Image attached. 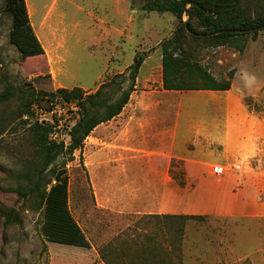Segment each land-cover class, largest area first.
I'll return each mask as SVG.
<instances>
[{
	"label": "rangeland",
	"instance_id": "rangeland-1",
	"mask_svg": "<svg viewBox=\"0 0 264 264\" xmlns=\"http://www.w3.org/2000/svg\"><path fill=\"white\" fill-rule=\"evenodd\" d=\"M53 1L49 24L57 29V38L62 29L67 34L63 48L54 53L53 64H50L45 52L40 58L24 60L9 43L11 19L4 11V0H0V94L8 87L48 93L58 89L71 90L78 88L77 85L87 88L103 71V54L91 46L94 37L89 31L100 27V22L110 23L109 7L114 5V0H33L40 18L48 12ZM132 1V22L128 27L133 29L134 44L124 47L126 56L122 66L133 65L135 58L145 57L147 47L137 45L139 40H144L143 36L146 38L145 23L149 30L162 23L156 18L159 14L142 12L141 5L146 0ZM129 6L128 0V14ZM102 7L108 9L107 13L98 11ZM162 15L165 24H161L160 34H165L162 37L165 41L171 38L177 22L169 13ZM245 39L242 53L226 46L200 49L194 55L217 81L230 80L231 83L232 80L235 87L247 85L257 92L256 100L246 97L245 102L250 109L264 116V30L258 32L254 41L250 35ZM112 70V67L107 69L105 79L128 76L127 70L116 75ZM140 71L142 74L144 68ZM231 73L232 79L229 78ZM36 77L39 79L34 80ZM17 111L15 100L0 104V210H13L19 219L17 224L4 226V218L0 217V264H69L60 259L61 252L65 251L71 261L73 252L82 256L84 249H89L97 262L98 254L106 248L112 256L114 253L120 256L113 257V264H118L120 258L123 261L128 254L136 256L137 251L148 248V256L155 262L159 259L160 264H264L259 258L264 256V224L259 227L240 221L176 219L174 228L167 219L118 216L97 209L78 151L74 152L73 161L59 167L56 178L46 188L47 199L57 194L63 198V211L68 215L72 229L77 230V236L74 238L72 233L68 239L52 240L46 230L49 226L46 206L41 210L30 209L15 191L16 177L34 156L28 133L32 120L24 124L26 118H18ZM35 118L50 121L47 115L39 117L35 114ZM69 118L61 115L60 126L56 129L55 138L65 144L69 142L67 127L73 122ZM64 158L58 159L56 166ZM122 253L126 257H121Z\"/></svg>",
	"mask_w": 264,
	"mask_h": 264
},
{
	"label": "crops",
	"instance_id": "crops-1",
	"mask_svg": "<svg viewBox=\"0 0 264 264\" xmlns=\"http://www.w3.org/2000/svg\"><path fill=\"white\" fill-rule=\"evenodd\" d=\"M129 1V14L128 0H114L110 23L100 22V27L89 31L94 37L91 46L103 54L104 68L90 87L77 85L86 93L99 88L107 69L112 67L116 75L131 66L121 64L124 47L134 44L133 29L128 27L133 15ZM24 2L35 36L47 59L53 60L67 34L62 29L57 38V29L49 24L54 1L41 18L33 0ZM102 10L108 11L98 9ZM157 14L162 23L151 32L145 23L146 38L137 42L147 47V53L127 104L110 121L96 126L78 151L95 207L118 216L167 219L174 228L178 217L260 227L264 224V116L245 102L259 94L247 85L235 87L232 80L226 91L164 90L159 45L165 19L164 13ZM215 166L225 172L213 174ZM148 250L130 256L137 261L142 256L153 259ZM127 257L123 261L130 264ZM259 258L264 262V256ZM156 262L160 264L159 259ZM95 264L104 263L98 259Z\"/></svg>",
	"mask_w": 264,
	"mask_h": 264
},
{
	"label": "trees",
	"instance_id": "trees-1",
	"mask_svg": "<svg viewBox=\"0 0 264 264\" xmlns=\"http://www.w3.org/2000/svg\"><path fill=\"white\" fill-rule=\"evenodd\" d=\"M141 10L144 13H169L177 22L171 38L159 45L162 88L167 91L228 90L230 80L214 79L199 64L194 53L200 49L226 46L242 53L246 46L245 37L250 35V39L254 41L258 32L264 30V0H146L141 5ZM4 11L11 19L9 43L16 48L23 59L32 60L44 56L43 48L30 26L24 0H4ZM183 17H186L185 21L182 20ZM216 32L220 33L213 35ZM142 61V57L135 58L134 64L127 69L128 76L119 75L109 80L106 78L93 93H86L79 88L58 89L48 93L35 92L32 89L14 90L8 87L0 94V104L13 100L18 102L17 116L26 118L24 124L32 120L28 133L34 156L16 177L15 191L18 198L22 199L23 204L28 205L30 209L41 210L46 206L45 214L48 220L46 223L49 225L46 230L54 241L68 239V235L72 233L75 238L77 230L72 229L70 219L63 211V198L57 194L47 199L46 188L56 178L59 167L62 168L73 161L74 152L82 148L83 142L92 130L121 112L133 91ZM232 75V73L229 75L230 79ZM37 79L39 77L34 80ZM117 79H119L118 83ZM53 99H57L61 104L75 103L79 109V117L67 127L69 139L67 144L52 137L53 134L57 135L56 129L54 130L57 124L40 123L35 118L36 111H47V104L49 105ZM42 102L46 105H42ZM60 158L64 159L59 166H56V161ZM0 217L4 218V226L19 223L13 210H0ZM177 219L202 220L200 217ZM73 254L69 261L70 256H67L65 251L61 252L60 259L67 260L69 264L96 263L89 249H84L82 256L77 252ZM114 254V256L113 253L109 254L106 248L100 251L97 259L104 264H113V257H120ZM121 257L126 256L122 253ZM129 257L130 264L154 263L153 259H147L145 256H142V261L132 260L133 257L130 255ZM121 261L118 264H127Z\"/></svg>",
	"mask_w": 264,
	"mask_h": 264
},
{
	"label": "built area",
	"instance_id": "built-area-1",
	"mask_svg": "<svg viewBox=\"0 0 264 264\" xmlns=\"http://www.w3.org/2000/svg\"><path fill=\"white\" fill-rule=\"evenodd\" d=\"M39 113V114H38ZM36 115H38L39 117L42 116H49L50 117V121H47L43 118H36V120L40 123H49V124H57V126L54 128L58 129L59 128V124L61 122V115L62 116H69L70 120L73 121L71 123V125L75 122V120L79 117V109L76 106L75 103H63L61 104L57 99H53L49 105H48V110L47 111H36ZM58 118V119H56ZM55 119V121H54ZM53 138L56 137V134L52 135ZM225 172V170L223 169V167L220 166H215L212 167V173L215 175H222Z\"/></svg>",
	"mask_w": 264,
	"mask_h": 264
},
{
	"label": "bare ground",
	"instance_id": "bare-ground-1",
	"mask_svg": "<svg viewBox=\"0 0 264 264\" xmlns=\"http://www.w3.org/2000/svg\"><path fill=\"white\" fill-rule=\"evenodd\" d=\"M57 16V15H56ZM40 33L39 34H41V36L43 37L44 35H43V33L41 32V31H39ZM44 46V48L46 47V43H45V45H43ZM45 50V49H44ZM48 51V50H47ZM49 53V52H48ZM50 57V56H49ZM49 63L50 64H53V61H52V59H50L49 58ZM55 68V67H54ZM56 69V68H55Z\"/></svg>",
	"mask_w": 264,
	"mask_h": 264
},
{
	"label": "water",
	"instance_id": "water-1",
	"mask_svg": "<svg viewBox=\"0 0 264 264\" xmlns=\"http://www.w3.org/2000/svg\"><path fill=\"white\" fill-rule=\"evenodd\" d=\"M220 32L213 33V35L219 34Z\"/></svg>",
	"mask_w": 264,
	"mask_h": 264
}]
</instances>
